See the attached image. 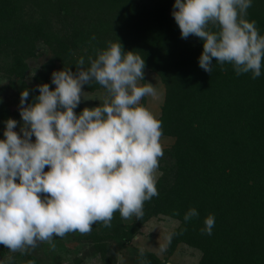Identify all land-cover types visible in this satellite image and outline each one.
<instances>
[{"label":"trees","instance_id":"1","mask_svg":"<svg viewBox=\"0 0 264 264\" xmlns=\"http://www.w3.org/2000/svg\"><path fill=\"white\" fill-rule=\"evenodd\" d=\"M174 2L0 0V71L6 79L0 86V139L6 120L20 122L2 90L13 91L20 100L27 89L25 103H32L38 85L55 87L54 71L69 68L75 74L81 57L87 68L89 58L119 40L125 51L143 57L145 68L163 84L157 119L162 136L173 137V142L159 160L158 196L144 203L143 216H134L132 223H124L117 212L111 228L93 225L85 236L93 253L102 264H114L109 242L130 240L146 220L164 214L179 221L168 236V254L184 243L201 252L198 264H264V61L255 79L251 73L237 75L228 63L221 71L214 59L210 75L199 66L203 41L181 37L172 15ZM245 19L255 21L264 35V0H252ZM39 40L51 57L35 73L34 85L26 79L25 59L35 55ZM83 87L91 94L105 93L95 83ZM141 103L145 105L144 98ZM83 108L81 102L74 111L79 114ZM14 130L20 133V127ZM190 208L199 215L185 222ZM210 214L215 217L212 234H202ZM4 250L0 245V253ZM26 258L13 264H36L33 255ZM137 258L141 264H166L150 250H144L143 258L137 252Z\"/></svg>","mask_w":264,"mask_h":264},{"label":"clouds","instance_id":"2","mask_svg":"<svg viewBox=\"0 0 264 264\" xmlns=\"http://www.w3.org/2000/svg\"><path fill=\"white\" fill-rule=\"evenodd\" d=\"M251 6L252 0H175L172 15L181 37L203 41L199 66L210 75L213 59L221 71L228 63L237 75H261L264 35L255 21L245 19ZM89 60L85 68L81 57L75 74L69 68L54 71L55 87L38 85L32 103H25L29 91H21L22 135L14 130L15 119L5 121L0 245L11 253L26 254L40 243L55 249L54 237L87 235L95 224L111 228L117 212L123 220L139 219L144 203L158 196L155 174L163 156V133L161 121L141 103L157 97L153 84L140 83L143 57L125 51L118 40ZM93 83L105 95L77 114L82 99H94L85 96L83 87ZM198 215L190 208L184 221ZM214 224V215H208L202 234L211 235ZM139 255L144 257L143 248Z\"/></svg>","mask_w":264,"mask_h":264},{"label":"rangeland","instance_id":"3","mask_svg":"<svg viewBox=\"0 0 264 264\" xmlns=\"http://www.w3.org/2000/svg\"><path fill=\"white\" fill-rule=\"evenodd\" d=\"M57 23V22H56ZM16 42V41H15ZM13 45V44H11ZM51 57V52L46 46L43 40H39L36 44V53L33 56L26 57L27 63L26 79L34 84V75L41 69V65L47 63ZM0 71V86L6 83L5 77ZM151 83L154 85L157 91V97L155 99L151 97H145V106L155 115L157 118L160 114L162 102L164 100V86L161 83L159 77L152 71L144 68V81L140 83ZM35 85V84H34ZM5 88L1 91V95L5 99V102L12 110L18 111L16 114L14 111V117H20V122L17 123V127L22 124V118L20 116V100L16 97L13 91H7ZM85 92L86 97L94 99H82L84 107H93L100 103L98 99L102 98L105 93ZM19 114V115H18ZM20 132V131H19ZM22 135V133H20ZM33 141L35 137H32ZM163 149L167 148L172 142L173 137L162 136L160 140ZM166 154L163 152V156ZM47 171V168L45 169ZM161 173V170L157 169L156 178ZM122 219V218H121ZM124 223H132L134 216L131 219L123 220ZM179 221L175 218L169 217L164 214L152 216L146 220L139 230L134 234L130 240L116 239L109 242V253L111 261L121 264H141L137 258V252L141 248L144 250H150L157 254L159 257L166 260V264H198L201 252L187 244L179 243L172 254L167 253L168 236L174 227L178 225ZM86 235L80 233H68L63 238L54 237L55 249H52L47 243H40L35 249H30L26 254L11 253L7 248L0 253V264H13L26 261V256L33 255L36 264H102L101 259L97 254L92 251V244L89 239H86ZM166 250L161 251V247ZM11 256V261L8 257Z\"/></svg>","mask_w":264,"mask_h":264}]
</instances>
